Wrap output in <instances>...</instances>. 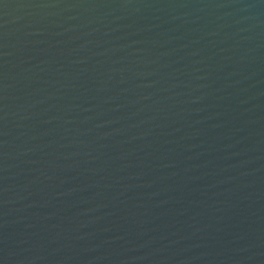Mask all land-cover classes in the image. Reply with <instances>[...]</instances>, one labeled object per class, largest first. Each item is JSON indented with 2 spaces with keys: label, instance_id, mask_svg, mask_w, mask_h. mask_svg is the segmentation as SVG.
<instances>
[{
  "label": "water",
  "instance_id": "95a60500",
  "mask_svg": "<svg viewBox=\"0 0 264 264\" xmlns=\"http://www.w3.org/2000/svg\"><path fill=\"white\" fill-rule=\"evenodd\" d=\"M0 264H264V0H2Z\"/></svg>",
  "mask_w": 264,
  "mask_h": 264
},
{
  "label": "snow or ice",
  "instance_id": "6c2138e0",
  "mask_svg": "<svg viewBox=\"0 0 264 264\" xmlns=\"http://www.w3.org/2000/svg\"><path fill=\"white\" fill-rule=\"evenodd\" d=\"M0 2H2V0H0Z\"/></svg>",
  "mask_w": 264,
  "mask_h": 264
}]
</instances>
